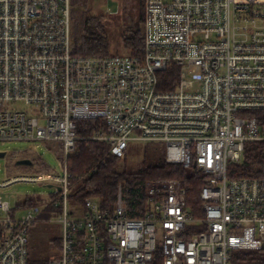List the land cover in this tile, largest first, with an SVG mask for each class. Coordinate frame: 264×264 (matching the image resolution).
Wrapping results in <instances>:
<instances>
[{
  "label": "built area",
  "instance_id": "obj_1",
  "mask_svg": "<svg viewBox=\"0 0 264 264\" xmlns=\"http://www.w3.org/2000/svg\"><path fill=\"white\" fill-rule=\"evenodd\" d=\"M143 4L140 55L78 56L71 0H0V141L60 142L63 160L61 175L0 182L61 187L16 211L0 197V264H29L30 230L50 208L61 236L48 264H264V149L261 167L230 174L249 142L264 144L253 114L264 109V0ZM165 73L173 88L161 87ZM89 119L105 130L88 139L116 156L130 142L163 144L168 163L202 178L201 202L180 179L157 178L143 216L129 215L121 193L113 209L87 197L77 215L68 157Z\"/></svg>",
  "mask_w": 264,
  "mask_h": 264
},
{
  "label": "trees",
  "instance_id": "obj_2",
  "mask_svg": "<svg viewBox=\"0 0 264 264\" xmlns=\"http://www.w3.org/2000/svg\"><path fill=\"white\" fill-rule=\"evenodd\" d=\"M140 5L139 17L136 22L122 33V41L129 53L140 55L143 51V0H138ZM87 0H71L73 15V54L78 56H103L110 53V42L105 31L103 15L91 14L83 4ZM170 73H165L162 88H173ZM264 126V109L253 112ZM105 130L103 119L79 120L77 133L84 139L78 140L75 149L68 157V171L70 173L69 200L83 205L85 198L92 197L98 200L104 208L113 209L121 193L127 204L130 216H143L148 208V198L145 195L146 182L157 178H178L188 189L189 201L199 204L200 191L203 185L202 178L193 174L187 176L186 168L181 164H171L166 161V154L158 144L157 150L146 153L137 166L127 164V150L122 156H116L110 152V145L105 141L88 139ZM62 151L60 142H48ZM151 144V143H148ZM162 150H159L160 148ZM262 142H249L246 146L243 163L231 167V176H240L247 173L254 165H263ZM161 151V152H160ZM38 199L26 197L15 207L20 210L25 207L38 204ZM51 210L43 215L48 218ZM2 230H0V239ZM60 247L59 238L54 239ZM251 256L253 251H244ZM50 258H39L29 253V264H48ZM239 263H254L253 257L244 260H236Z\"/></svg>",
  "mask_w": 264,
  "mask_h": 264
},
{
  "label": "rangeland",
  "instance_id": "obj_3",
  "mask_svg": "<svg viewBox=\"0 0 264 264\" xmlns=\"http://www.w3.org/2000/svg\"><path fill=\"white\" fill-rule=\"evenodd\" d=\"M91 14L103 15L105 31L110 42V53L126 55L122 33L132 26L139 17L140 5L138 0H87L83 4ZM21 107H27L21 103ZM160 143L151 144L130 142L128 147L127 164L137 166L143 156L148 152L156 151ZM163 145V144H162ZM160 148V147H159ZM165 152V146H161ZM159 150H162V149ZM5 152V157H0V182L18 176H37L47 173L61 175L63 172L62 151L53 148L52 143L38 141H0V153ZM161 152V151H160ZM29 158L32 165H18L17 161ZM44 182H15L5 188H0L2 200L16 207L26 197L37 198L38 204L50 202L57 197V189L45 186ZM71 210H77L81 215L83 207L76 202L69 201ZM59 215L53 214L44 221L38 222L30 230V251L39 258H51L60 254V247L54 241L61 236V224L57 221Z\"/></svg>",
  "mask_w": 264,
  "mask_h": 264
},
{
  "label": "water",
  "instance_id": "obj_4",
  "mask_svg": "<svg viewBox=\"0 0 264 264\" xmlns=\"http://www.w3.org/2000/svg\"><path fill=\"white\" fill-rule=\"evenodd\" d=\"M6 156V153L5 152H1L0 153V157H5ZM17 164L18 165H32L33 164V161L29 158H22V159H19L17 161ZM46 187H49V188H55L57 189L58 191L61 190V187L60 186H56L54 184H45Z\"/></svg>",
  "mask_w": 264,
  "mask_h": 264
}]
</instances>
